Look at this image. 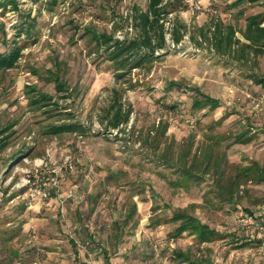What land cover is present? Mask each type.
<instances>
[{"label": "rangeland", "instance_id": "rangeland-1", "mask_svg": "<svg viewBox=\"0 0 264 264\" xmlns=\"http://www.w3.org/2000/svg\"><path fill=\"white\" fill-rule=\"evenodd\" d=\"M148 1L0 0V52L20 48L0 71V264H188L177 253L193 264H264V240L241 222L264 219V182H250L264 172V50L241 59L237 44L211 45L217 27L243 42L264 6L165 0L164 49L117 76L100 35L135 38ZM203 95L218 106L195 110ZM112 105L129 111L118 129L107 126ZM238 133L250 141L234 143ZM208 145L211 166L197 171ZM176 211L217 236L176 234Z\"/></svg>", "mask_w": 264, "mask_h": 264}, {"label": "trees", "instance_id": "trees-1", "mask_svg": "<svg viewBox=\"0 0 264 264\" xmlns=\"http://www.w3.org/2000/svg\"><path fill=\"white\" fill-rule=\"evenodd\" d=\"M52 3L58 2L59 0H50ZM244 3L248 4H261L264 6V0H233L230 3L231 8H237ZM165 0H149L148 8L145 12H141L135 17L136 27H137V36L129 41H113V39L106 37L104 35L102 38L105 46L108 47V50H105L106 57L108 60L112 62L114 65V69L118 72L117 76H121L125 71H131L132 69L139 68L141 66H149L158 56L159 52H162L166 45L165 34L166 31L164 29L163 16L167 14ZM3 6H5L3 4ZM182 28V27H181ZM216 34L213 36L214 40L211 43L212 47L221 53L226 52L225 46L227 50H232L233 44H237V52L240 51V58H246L250 54H261L264 50V12L258 13L256 15H251L247 18L244 31H242L241 36L243 38V42L234 37V30L230 27L227 35L222 36L220 29L217 27L215 29ZM171 41L174 44H179L182 39V31L177 27H174L169 32ZM109 45V46H108ZM224 48V49H223ZM19 47H13L9 51L0 52V71L8 70L14 67L15 62L19 58ZM259 84H264L263 79L257 80ZM173 83L169 84L171 88ZM198 93V91H197ZM204 98L202 100L195 99L192 102V107L195 110H201L206 106L214 109L217 105L216 99H211L208 96L203 95ZM196 97V95H195ZM114 108L113 113L109 112L107 117V126L112 129H118L120 125L126 124L129 118V111L122 113L120 106L112 105L111 109ZM108 114V113H107ZM107 116V115H106ZM55 131L62 130H75L76 127H53ZM60 128V129H59ZM158 129V130H157ZM154 129V141L157 140V136H163L164 129ZM4 130H0V136L3 135ZM7 138L2 137L0 140V149L5 146ZM250 141V138L245 136L244 133H238L234 136V143L245 144ZM159 146V142L156 141L155 147ZM167 151V148H166ZM204 156L202 157V161L204 160V165L201 160L196 161L197 171L201 169V171H205L211 166V155L208 153L212 151V146H207L204 148ZM213 172L217 174V178L221 180L223 176V172L219 170L221 163L215 160L213 163ZM205 166V168H204ZM247 173H251V167H246L242 171L237 174L238 178H243L247 176ZM181 176H183L186 180H190L194 174L185 167L181 170ZM197 175L195 174V180L197 179ZM218 180V181H219ZM252 180V181H251ZM238 184H241L242 180L235 181ZM250 182L261 183L264 182V172L260 169L256 172L255 176H251ZM246 212L250 213L251 211L247 210ZM173 221L178 222L179 225L175 229L176 234H182L184 232H189L192 235L195 234V238L198 242H206L214 240L217 236L216 231L210 229L206 224L201 223L196 217L191 218L184 215L182 212H174L171 218ZM177 258L182 259V262H188V264H193L187 260V256L183 253H177Z\"/></svg>", "mask_w": 264, "mask_h": 264}, {"label": "built area", "instance_id": "built-area-1", "mask_svg": "<svg viewBox=\"0 0 264 264\" xmlns=\"http://www.w3.org/2000/svg\"><path fill=\"white\" fill-rule=\"evenodd\" d=\"M241 222H243L245 226L253 228L258 234V238L264 240V219L259 221L256 216H250L242 218Z\"/></svg>", "mask_w": 264, "mask_h": 264}, {"label": "crops", "instance_id": "crops-1", "mask_svg": "<svg viewBox=\"0 0 264 264\" xmlns=\"http://www.w3.org/2000/svg\"><path fill=\"white\" fill-rule=\"evenodd\" d=\"M201 223H202V222H201ZM211 241H213V240H211ZM211 241L200 242V243H202V244H207V243H210Z\"/></svg>", "mask_w": 264, "mask_h": 264}]
</instances>
